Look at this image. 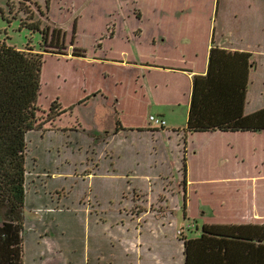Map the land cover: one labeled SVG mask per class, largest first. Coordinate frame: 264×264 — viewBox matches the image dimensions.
I'll return each mask as SVG.
<instances>
[{"label":"rangeland","instance_id":"rangeland-1","mask_svg":"<svg viewBox=\"0 0 264 264\" xmlns=\"http://www.w3.org/2000/svg\"><path fill=\"white\" fill-rule=\"evenodd\" d=\"M0 7L10 20L0 16V42L24 50L32 48L44 58L37 129L27 135L26 264H182V247L175 236L191 224L184 219L183 193L178 195L182 192V172H170L175 161L182 168V148L178 145L182 146L185 135L169 146L173 158L179 157L174 161L168 154L161 155L163 143L158 146L166 172L155 166L147 136H123L121 141L104 136L106 131H114L117 118L123 125L136 127L145 125L150 114L157 116L158 110L146 102L136 66L103 58L119 59L123 51L129 54L132 45L128 36L134 43L131 35L135 29L145 28L148 33L147 17L163 7L177 10L173 14L178 9H193L194 22L202 25L198 41L205 43L213 25V44L215 21L223 45L257 47L264 60V0H51L48 9L45 0H0ZM37 21L41 28L31 27ZM47 27L49 39L44 43ZM111 31H116L115 38L108 36ZM146 39L137 43L144 53ZM75 52L85 57H73ZM260 63L250 89L249 112L264 107V62ZM94 90L120 97V105L102 95L89 104L87 96ZM252 139L258 142L245 135L193 139L195 147L205 144L210 153L191 157L187 216L189 212L200 224L202 220L204 224L229 225L228 217L223 216L230 215L238 193L229 183L215 185L201 180L224 170L231 175L241 161L228 149L235 142L245 152L244 170L264 174V138ZM220 159L227 162L224 169L216 166ZM130 170L139 174L137 179L146 188L137 181L135 185L133 177L127 178ZM146 180L155 185L154 191H148ZM257 182L263 198V176ZM124 192L130 195L125 200ZM202 211L206 212L203 217ZM147 227L165 232L149 236Z\"/></svg>","mask_w":264,"mask_h":264},{"label":"trees","instance_id":"trees-1","mask_svg":"<svg viewBox=\"0 0 264 264\" xmlns=\"http://www.w3.org/2000/svg\"><path fill=\"white\" fill-rule=\"evenodd\" d=\"M50 1L45 0L46 9ZM7 6L11 13L12 5L8 3ZM23 9L27 17L33 19V14ZM38 10L41 11L40 6ZM0 16L10 21L1 7ZM32 25L41 28L39 21ZM48 30V27L43 30L44 43L49 39ZM73 57H85V54L75 52ZM258 58L260 56L255 59L250 53L230 52L216 45L211 48L206 74L194 77L185 134L264 132V107L249 112L250 89L260 71V62H264ZM43 63V53L0 42V264H23L27 135L37 129ZM252 68L256 72L250 80ZM123 130L122 123L117 120L111 135ZM105 133L110 134L109 131ZM182 144L180 170L185 219L188 198L186 135ZM193 222L187 231L181 229L176 235L182 247L183 264H264V224L198 225L197 221Z\"/></svg>","mask_w":264,"mask_h":264},{"label":"crops","instance_id":"crops-1","mask_svg":"<svg viewBox=\"0 0 264 264\" xmlns=\"http://www.w3.org/2000/svg\"><path fill=\"white\" fill-rule=\"evenodd\" d=\"M149 11V10H148ZM155 14L152 17H147L148 20V33L146 32L145 28H138L134 30L132 38L134 39V43L130 42L132 45L131 52L123 51L121 53V57L119 59L111 60L110 58H103L105 61H113L124 65H134L136 66V70L139 71L138 81L139 86L142 91H144L147 95V100L149 105L154 106L158 111L157 117L153 114L149 115V121L146 119L145 125H137L136 127H128L125 124L123 125L120 118L116 119L122 123L124 128L123 131H120L116 135H112L113 138L121 141L123 136L126 139H131L133 137L147 136L149 138L148 148L153 150L150 152V155H153L154 164L156 167L163 168L165 171L166 164L160 160L161 155L168 154V158L170 157L171 160L179 157L173 158V150L172 146L170 149V144L173 145V142L176 138H182L183 135H186V149H187V173L189 175L190 171V160L191 157H200L205 152L210 153L209 148L207 145L202 144L197 147L194 146V138L195 137H225V136H232L234 137L239 135H245L248 137L249 140L252 142L257 143L258 141L253 140L252 138H261L262 141L264 138V132L259 133H252V132H223V131H215V132H204V133H188L185 134V130L187 128V121L189 117L190 111V104L191 98L193 93V81L194 77L197 75H205L208 69L209 64V56L210 50L215 45L219 48L225 49L230 52H246L256 57H262L263 55L258 51L257 47H247L245 45L238 46V45H223L221 42V35L218 32V26L214 21V36L215 40L212 44V27L210 26V30L208 32V36L206 38L205 43L198 41L200 39V28L202 27L201 24L197 21L195 17V13L193 9H185L180 10L175 13L177 10H171L166 8H158L155 10ZM149 13H144L143 16ZM139 18V17H138ZM216 24V26H215ZM111 31L109 33V37L115 38V33ZM145 37H147V50L146 53L143 52V47L138 42L141 43L144 41ZM103 41V38H101ZM234 43V42H232ZM101 44V45H100ZM100 47L102 48L103 44L100 43ZM136 46V49H135ZM146 72V74H145ZM256 69L252 68L250 71V80L253 79L255 75ZM147 79V83L145 84L144 79ZM99 95L106 96V99H113L116 104L120 105L121 100L120 97L116 96H109V94L103 92L102 90H94L90 92L89 96H87L88 103L97 100ZM146 98V97H145ZM145 101V100H144ZM90 104V103H89ZM88 104V105H89ZM118 111L116 110V113ZM154 116L161 120L165 121V125L158 126L154 122L150 120V117ZM178 122H184L178 123ZM116 128V126H115ZM114 128V130H115ZM144 131H139V130ZM110 132V131H109ZM114 132V131H113ZM107 136V138L113 134ZM129 134L127 136L126 134ZM106 136V133L103 134ZM102 136V135H101ZM105 139V138H104ZM158 143V145H157ZM160 143L165 147L164 152L160 155V149L158 146L161 147ZM182 143V142H181ZM238 143L235 142L232 147H228L229 152L234 155L236 160H241L237 162V164L233 167L231 171V175H226L225 170L222 172L223 174L219 173L217 176L202 179V182H208L215 185H223L225 183H229L230 187L234 189L239 197L233 203V208L229 211L228 217L229 224L239 225V224H264V196L263 198L258 194L260 187L257 188L259 183L257 182L259 179L264 178V174L262 171L253 173L252 170L246 172L244 170L242 163H245L246 157H244V150L241 145H237ZM157 145V146H156ZM133 146V145H131ZM183 149V144L180 146ZM231 146V145H230ZM180 156H182V150L179 151ZM253 156V154H252ZM259 157V156H257ZM263 158L262 156H260ZM163 158V157H162ZM181 158V157H180ZM244 159V160H243ZM176 165L174 166L173 171L180 174V167L178 165L179 161H175ZM224 163V164H223ZM172 164V163H171ZM227 165L225 160H218L216 163L217 168L224 169V166ZM161 166V167H160ZM257 168H255L256 170ZM201 170V168H200ZM166 172V171H165ZM127 175V178H132L136 185V181L138 182V186L140 185L142 188H146V185L142 183L137 177H140L139 174L134 170H130ZM147 179L149 178L148 176ZM141 179V178H140ZM179 178L176 177V180ZM147 182V180H146ZM148 183V182H147ZM191 180L188 179V186H187V197L189 192V185ZM130 185V184H129ZM149 189L148 191H154L155 185L151 186V184H147ZM179 185V184H177ZM151 187V188H150ZM178 187V186H177ZM182 188V186H181ZM161 190L164 192L165 186L161 185ZM183 192L179 191V197ZM183 195V194H182ZM130 197V195L123 193V200L125 197ZM122 200V201H123ZM183 200V197H182ZM263 200V201H262ZM169 203V200L167 201ZM188 211V198H187V210ZM206 212H201V217L205 216ZM177 220V219H176ZM185 220H189L190 222L197 221L198 225H203L204 222L200 224V219L192 218L189 215ZM25 223V222H24ZM189 223V222H188ZM187 223V224H188ZM2 221L0 223V226ZM221 224V223H218ZM26 227V225H25ZM146 230L151 234H158L164 231H154L150 227H147ZM124 231V230H123ZM176 237V236H175ZM137 239V238H136ZM131 243L135 245V241L131 240ZM136 247V245H135ZM138 249V248H137ZM25 250V248H24ZM184 263V257L183 262ZM23 264L25 262V252L23 253Z\"/></svg>","mask_w":264,"mask_h":264},{"label":"built area","instance_id":"built-area-1","mask_svg":"<svg viewBox=\"0 0 264 264\" xmlns=\"http://www.w3.org/2000/svg\"><path fill=\"white\" fill-rule=\"evenodd\" d=\"M150 120L152 121V122H154L156 125H158V126H163V125H165V121L164 120H161V119H159V118H156V117H154V116H151L150 117Z\"/></svg>","mask_w":264,"mask_h":264}]
</instances>
